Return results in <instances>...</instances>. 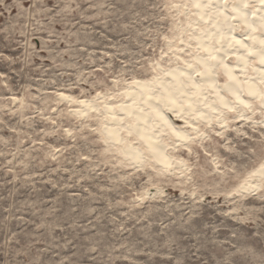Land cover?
Masks as SVG:
<instances>
[{
  "label": "rangeland",
  "instance_id": "rangeland-1",
  "mask_svg": "<svg viewBox=\"0 0 264 264\" xmlns=\"http://www.w3.org/2000/svg\"><path fill=\"white\" fill-rule=\"evenodd\" d=\"M196 20L192 0H0V264H264L263 109L167 167L106 137V104L202 53Z\"/></svg>",
  "mask_w": 264,
  "mask_h": 264
},
{
  "label": "bare ground",
  "instance_id": "bare-ground-1",
  "mask_svg": "<svg viewBox=\"0 0 264 264\" xmlns=\"http://www.w3.org/2000/svg\"><path fill=\"white\" fill-rule=\"evenodd\" d=\"M192 1L202 53L185 67L134 82L127 103L104 107L112 121L105 128L106 137L112 144H121L125 158L136 165L151 160L170 166L175 158L168 150L178 144L188 147L203 124L230 128L232 113L248 119L255 107L264 110V0ZM81 105L85 108L81 114L95 108L89 102ZM129 120L133 122L127 129L138 145L120 134V123ZM256 175L263 180L264 168ZM255 187L248 182L244 189Z\"/></svg>",
  "mask_w": 264,
  "mask_h": 264
}]
</instances>
